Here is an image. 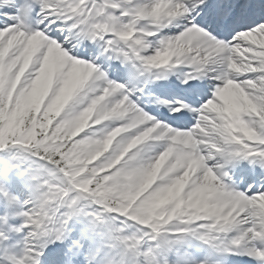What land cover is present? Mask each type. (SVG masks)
Wrapping results in <instances>:
<instances>
[{"label":"snow or ice","instance_id":"obj_1","mask_svg":"<svg viewBox=\"0 0 264 264\" xmlns=\"http://www.w3.org/2000/svg\"><path fill=\"white\" fill-rule=\"evenodd\" d=\"M0 264H264V0H0Z\"/></svg>","mask_w":264,"mask_h":264}]
</instances>
